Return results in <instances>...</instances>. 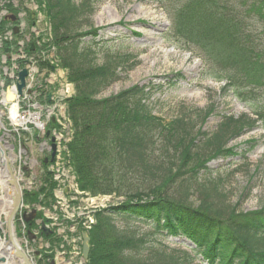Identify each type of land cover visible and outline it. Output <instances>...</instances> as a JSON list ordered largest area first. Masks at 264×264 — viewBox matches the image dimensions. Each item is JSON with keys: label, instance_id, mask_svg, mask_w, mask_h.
Listing matches in <instances>:
<instances>
[{"label": "trees", "instance_id": "16d2710c", "mask_svg": "<svg viewBox=\"0 0 264 264\" xmlns=\"http://www.w3.org/2000/svg\"><path fill=\"white\" fill-rule=\"evenodd\" d=\"M8 1L7 9L17 13L18 8ZM33 1L50 32L31 33L34 49L30 43L23 49L36 58L39 70L53 69L49 59L41 58L53 50L54 67L66 70V80L74 87V93L64 99L72 129L66 158L78 187L91 194L125 196L121 205L95 214L88 230L87 264H177V258L160 244L149 242L132 228L115 227L116 216L151 223L164 236L186 238L194 246L195 253L189 255L192 260L199 254L207 264H264V207L236 214L222 204L221 178H202L211 158L232 154L235 147H226L229 140L259 124L264 131V97L260 98L264 96V39L259 37L264 33V0H250L248 8L256 15L253 20L246 19L247 8L232 6L231 13L218 0H171L165 8L177 40H184L206 67L203 75L224 81L223 90L251 109V114L237 117L222 115L211 133L193 132L189 128L193 122L185 115L164 122L153 114L149 85L135 84L98 97L118 80L120 70H126L129 55L105 52V60L97 62L99 29L82 30L94 10L91 0ZM26 10L28 23L34 25L37 16ZM9 24L1 20L0 34ZM21 36L19 32L11 41L4 39L0 52H17ZM179 78L180 72L169 81ZM44 87L42 82L36 88L40 101L48 102ZM210 110L204 112L202 122ZM156 147L164 150L163 159L154 156ZM42 166V185L25 191L23 198L27 204L52 208L56 183L47 165ZM194 194L196 205L189 201ZM25 226L32 230L37 224L29 220ZM41 236L49 247L39 250L37 264H51L53 248L62 238L55 231L48 235L41 231Z\"/></svg>", "mask_w": 264, "mask_h": 264}, {"label": "rangeland", "instance_id": "374dc122", "mask_svg": "<svg viewBox=\"0 0 264 264\" xmlns=\"http://www.w3.org/2000/svg\"><path fill=\"white\" fill-rule=\"evenodd\" d=\"M74 1L79 3L82 0ZM91 1L94 10L89 23L82 30H88L90 26L91 28L99 29L97 39H99L100 50L96 54L97 62L101 63L105 60V52H119L120 54L129 55L126 70H120L118 80L104 89L98 97L114 95L135 84L149 85L151 87L149 107L152 113L161 117L164 122H169L177 116L185 115L190 118V122H193V124L190 123L191 126L189 127L193 132H196L198 129L208 133L213 132L217 128L222 115L237 117L243 113L251 114V109L248 105L237 100L231 91L223 90L224 81L204 76L203 71L205 72L206 67L202 63V60L184 45V40H177L174 26L165 9L171 0ZM218 1L230 9L231 13L232 6L240 10L247 8V15H245L247 20L250 17L252 20L256 17L248 8L250 0L248 2H242L241 0ZM36 27L46 32V22L39 13ZM259 37L263 41L264 33ZM49 56L48 59L50 60L52 55L49 54ZM3 68L8 67L4 64L0 65V70H3ZM50 72L49 70H44L37 73L35 80L31 84L32 88L36 82H47V80L55 79L56 76H52ZM64 72L62 74L65 75ZM178 72L182 74V78L169 81ZM173 81L175 84L171 85L170 82ZM64 83V79L58 80V82L53 84L54 86H46L45 89L48 90L50 87H54V91H57L59 86ZM72 90V93H74V89ZM8 91L6 89V92ZM28 100L32 101L31 103L35 102L33 96L30 94L27 95ZM13 103L14 100L7 103L6 106L0 105V120L5 124L7 133L10 130V126L6 119L9 118L10 108ZM208 110H210V115L202 122L201 117ZM43 119L44 116L40 114V120L43 121ZM36 129L29 128L31 135H27V133L26 135L21 134L18 131L20 137H24L22 141L29 148L28 157L32 159L41 158V155L37 153L38 143L35 142L34 137L41 136L44 130L38 129L40 132L36 134ZM12 139L17 144L18 138L14 137V134L11 133L8 140L11 141ZM252 145H255V147L249 151L248 149ZM232 146L235 147L232 154H221L211 158L207 162V168L204 170L202 178L208 176L221 178L220 189L224 193L222 204L233 208L235 210L234 213L240 214L259 210L264 207V131L261 124L239 138L229 140L226 147ZM163 153L164 150L156 147L154 156H159L163 159ZM24 159L23 155L21 160ZM44 169V166L41 167V165L33 168L31 173L33 176L30 178V181H32L31 186L33 185L31 190H37L42 185L41 175L45 173ZM6 186H4L5 189ZM173 188V186H170L168 189L172 191ZM63 196V192L58 195L60 198ZM117 197L121 198L120 196ZM189 199L194 205L199 202L195 194ZM46 211V207L40 210L43 214ZM51 212L53 211L51 210ZM42 216L39 215L40 218H43ZM114 219L115 227L132 228L135 233L144 236L149 242L160 244V248H163L167 253L173 254L177 258V264H207L199 254L193 260L190 259L189 255L192 256L195 253L193 251L194 246L184 237L164 236L151 223L141 220H131L119 216H116ZM62 223V229L65 230L70 227V225H67V222ZM14 224L16 236H19V223L15 222ZM59 228L61 229V227ZM84 229L81 225L78 226L79 232ZM79 232L70 235L68 238L66 237V242L62 239L59 245L55 244L53 248L54 252H56L54 254V264H57L56 261L60 257L58 252H61V250L68 252V247L70 249L74 248L75 254H63L64 260L73 258L72 264H81L83 262L80 253L81 237L79 236ZM39 241L41 244L45 243L40 239L38 243L32 245L30 248L37 247ZM20 244L24 247L22 240H20ZM60 245H63V247H60Z\"/></svg>", "mask_w": 264, "mask_h": 264}, {"label": "water", "instance_id": "95a60500", "mask_svg": "<svg viewBox=\"0 0 264 264\" xmlns=\"http://www.w3.org/2000/svg\"><path fill=\"white\" fill-rule=\"evenodd\" d=\"M10 19L11 21H14L16 17L11 14V16L5 17V19ZM14 31L17 32L18 28L15 26ZM31 48H33V44H31ZM27 66L21 68L17 73V79H16V92L19 96L23 94V90L26 87V76L28 75V61H26ZM53 120V119H52ZM54 121V120H53ZM0 127H2V123L0 122ZM48 131L46 133V136L48 135ZM54 137L51 138V144L50 148L52 150L51 157L53 158L56 150V143L54 142ZM1 140V137H0ZM4 143L2 144L0 141V163L5 168L6 173L9 176V182L11 185L14 186V203L12 205L11 210L9 213L5 216L4 221L0 223V226L3 224L6 227V233H7V247L9 248V251H4L2 254H0V264L1 262H5L6 258L11 257L13 264H33L30 260L26 250L22 248L20 243L18 242L19 238H16L15 232H14V217L19 210V208L22 205V192L20 190V187L18 185V182L12 173V170L10 168V165L8 164L7 156L4 152L3 147ZM35 215V210L32 211V214L29 217H26L24 215V219L28 220L29 218H33ZM42 230L45 233H48L50 231L48 227L44 224V222H41ZM89 253V236L87 232H82V258L84 260H87ZM4 254H7L6 256ZM7 264V263H6Z\"/></svg>", "mask_w": 264, "mask_h": 264}, {"label": "flooded vegetation", "instance_id": "af4514ba", "mask_svg": "<svg viewBox=\"0 0 264 264\" xmlns=\"http://www.w3.org/2000/svg\"><path fill=\"white\" fill-rule=\"evenodd\" d=\"M11 2L14 4V6H16L18 8L17 13H14V12L9 11L7 9L6 4L9 3L8 0H0V19L2 20V19H4V17H7V16L9 17L12 14L16 17V19L10 23H12L14 25L16 24V26L21 30L22 33L28 32L32 28L33 25H30L28 23V17H27V10L26 9L30 10L29 7H32V8H35L37 10V8H38L37 4L33 0H22V2H19V0H11ZM38 13L42 15L41 12H37V15H38ZM31 14H32V12H31ZM32 16H34V14H32ZM1 20H0V22H1ZM36 21H38V16H37ZM36 29L38 30V32L40 31L39 28L36 27ZM34 139H35V142L38 143V152L37 153L39 155H41V158L40 159L29 158V157H27V155L29 154V148L27 146H25L24 144H22L21 147L25 148L22 151L20 149V146L19 147L17 146L16 149H17L18 154H21V155L23 154L24 158H25L24 160H21L22 157H17L18 154H15L11 160L12 165L15 167L14 169H16L15 171H18V173H21V174L28 173V167L25 164H29L31 166V171H32L33 168H35V166L46 165L49 161H52L54 159V158L51 159L52 151L49 149L48 145H43L42 143H40L39 136L34 137ZM26 151L28 152V154L26 153L27 155L24 153ZM17 214H18V212L16 213V215ZM16 215H15V217H16ZM67 261L70 264H72L73 258H68Z\"/></svg>", "mask_w": 264, "mask_h": 264}, {"label": "built area", "instance_id": "2783aa9c", "mask_svg": "<svg viewBox=\"0 0 264 264\" xmlns=\"http://www.w3.org/2000/svg\"><path fill=\"white\" fill-rule=\"evenodd\" d=\"M19 121L21 119H25V118H29L30 116V111L24 107H20L19 110ZM12 123H14L11 120ZM17 123V122H15ZM26 121H24L23 123H19L20 125H25ZM25 127V126H23ZM54 178L59 180L60 182H65L67 181L69 186L74 190L73 194L71 196V201L74 202L73 206H72V213H68V211L66 210L69 205L66 204V202L63 200V202H59L61 204L62 207H65V211L67 213V217L68 218H72L74 216L75 213L79 214L82 212H91L93 210H97L100 209L102 207H105L107 204L117 201L119 200V198L115 197L114 195H99V196H89L88 194H84L83 192H80L76 189V185L73 183L72 179H68V175L65 172L64 168L62 167H57L55 169V173H54ZM84 194V195H83ZM75 202H78L77 204H75ZM84 224L86 226H88V222L85 221Z\"/></svg>", "mask_w": 264, "mask_h": 264}, {"label": "bare ground", "instance_id": "6f19581e", "mask_svg": "<svg viewBox=\"0 0 264 264\" xmlns=\"http://www.w3.org/2000/svg\"><path fill=\"white\" fill-rule=\"evenodd\" d=\"M15 98V102L11 105V108H10V117H11V120L15 123V122H19V123H23L24 121H27L28 118H25V119H21L19 121V110H20V106L19 104L17 103L19 97L18 96H15V93H14V89L12 88L11 90H9L6 94H5V100L4 101H11ZM59 146H56V149L59 150ZM4 182V178L0 177V191H1V195H0V215L2 214H5L9 208H10V205H11V199H10V196H8L9 194L6 193L7 190L5 189V184L3 185L2 183ZM4 251L8 252L9 250L7 249V244L5 242V240H3L2 238H0V253H3ZM5 256L7 254H4ZM10 260H8V263L9 264Z\"/></svg>", "mask_w": 264, "mask_h": 264}]
</instances>
